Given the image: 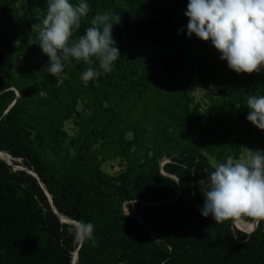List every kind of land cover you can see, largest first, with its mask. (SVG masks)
<instances>
[{
    "label": "trees",
    "instance_id": "obj_1",
    "mask_svg": "<svg viewBox=\"0 0 264 264\" xmlns=\"http://www.w3.org/2000/svg\"><path fill=\"white\" fill-rule=\"evenodd\" d=\"M23 2L19 12L16 0H0V151L22 159L38 175L60 216L92 223L95 245L77 240L74 224L57 219L35 179L6 165L13 160L0 158V264H71L79 243L74 264H264V221L249 233L251 218L217 224L203 217L204 197L191 169L198 158L196 166L206 176L213 171L200 149L217 164L228 154L236 159L240 146L264 150V131L246 119L247 104L236 105L238 88L247 98L264 95V70L237 74L210 41L189 37L188 0H84L90 11L73 40L97 13L121 17L112 29L121 56L111 70L84 81L83 72L99 70L98 61L70 58L57 83L24 58L13 72L11 62L20 53L43 54L31 26L42 23L48 2ZM19 37L22 47L10 46ZM195 76L208 100L202 114L189 107ZM211 76L225 89L216 97L208 94ZM142 89L157 92L153 103L133 102ZM71 117L78 128L69 141L73 156L68 171L56 174L30 143L56 152L64 139L62 122ZM129 132L132 140L124 137ZM98 141L106 157L125 162L115 178L92 158L91 144ZM184 144L190 152L173 158ZM146 146L153 147L150 156ZM161 154L171 157L161 167L165 175L156 162Z\"/></svg>",
    "mask_w": 264,
    "mask_h": 264
},
{
    "label": "clouds",
    "instance_id": "obj_2",
    "mask_svg": "<svg viewBox=\"0 0 264 264\" xmlns=\"http://www.w3.org/2000/svg\"><path fill=\"white\" fill-rule=\"evenodd\" d=\"M46 17L42 23L32 24L42 53L49 58L46 71L59 78L70 58L92 65L82 74L91 81L111 70L120 50L112 37L113 26L121 17L110 12L97 13L83 35L73 40L90 6L79 0H47ZM184 15L188 18L187 35L193 34L211 45L237 74H253L264 70V0H188ZM183 31V29H181ZM246 119L264 131V95L247 98ZM246 149V157H228L218 163L203 185L204 202L201 215L211 216L217 224L251 218L253 223L264 221V150ZM80 241L95 245V226L79 222L72 229Z\"/></svg>",
    "mask_w": 264,
    "mask_h": 264
},
{
    "label": "rangeland",
    "instance_id": "obj_3",
    "mask_svg": "<svg viewBox=\"0 0 264 264\" xmlns=\"http://www.w3.org/2000/svg\"><path fill=\"white\" fill-rule=\"evenodd\" d=\"M15 5H16V8L18 9L19 12H22L24 10L25 4H24L23 0H16ZM37 16H40V15H37ZM25 43L28 45L32 44L31 41H26V40H25ZM9 44H10V46H13L15 48L22 47V45L24 44V39L19 37L18 39L11 41ZM24 54L20 53L15 59L12 60L11 65H10L11 71L17 72L18 70H20L22 68L23 60L25 58L31 64L36 65L42 71L47 72L46 68L49 64V58L46 55L30 54L29 56H26ZM62 78H63V74H61L59 78H55V79L57 80V83H61V81L63 82ZM219 90L222 92L225 89H224V87H221L217 83L214 76H211V79L208 83V94L213 96V97H216L219 95ZM189 96H190L189 107L190 108H192V107L196 108L198 113L202 114L204 112V110L206 109V107L208 106V100L205 97L203 87H202L201 82L197 76L192 78V84H191V89L189 91ZM156 98H157V92L154 91L153 89H147V90L142 89L135 94V96L133 98V102L138 103L140 101H143L146 104H150V103H153ZM246 98H247V95L244 93L243 89L238 88L237 89V103H236V105H240L242 108V106L246 104L245 103ZM76 109L80 113L84 112V108L81 104H77ZM62 131L64 132V139L60 144L59 150H57L56 152L52 151L46 145L41 146L36 141H33L32 143H30V149L33 152H35L36 155L39 156L43 165L46 168L55 172L56 174H61V173H65L68 171L67 170V169H69L68 165H69L71 157L73 156V153H72L73 151L71 149L69 141L72 138H75L78 134V128L75 125L73 117L62 122ZM169 131H171V129H169ZM146 134H148L150 136L151 132H147ZM124 137L127 140H132L133 139V133H131V132L126 133L124 135ZM177 142H179V140H177ZM231 144L233 146V139L232 138H231ZM245 148L246 147H244V146L239 147L237 158L234 160H240V159H243L246 157L247 153H246ZM146 149H147V151L149 150L148 151L149 156L151 155L152 152H154L152 146H146ZM91 151L93 152L92 158L95 161H97L99 169L102 172H104L105 174H107L108 176L115 178L120 172H122L125 169V162L123 159L118 158V157H106V151H107L106 146H104V145L101 146L99 144V141L91 144ZM189 152H190V145H188V144L180 145L178 148V151L174 152L172 154V157L178 158L179 155H182V154L185 155V154H188ZM198 152L203 155V157L205 158V160L207 161L209 166H211L212 169L214 170L215 166L217 165V162L215 161L213 156L210 153L204 152L203 149H200ZM158 156L159 157H157L156 162H157V165L160 169H161L163 164L171 161V157H167L164 154H161ZM228 157H232V155L228 154L226 159ZM0 158H9V159L13 160V163L12 164L9 163V164H11L17 168H12L10 166L12 170L23 169V168L32 170V169L24 166L25 161H23L20 158L14 159L11 156H9V154H7L6 152H3V153L0 152ZM197 162H199V160H198V158H195L194 164H193L195 167L193 166L191 169L194 171V174H196L198 176L199 181L205 180L207 178L206 170L201 169L198 166H196ZM64 170H66V171H64ZM205 182H207V181L205 180ZM203 187H204L203 185L199 184V188L201 189V191H202ZM243 221H245V220H243ZM243 223H245L246 225L251 224L248 222H243ZM231 224H232V222H231ZM233 231L237 232L234 229H233ZM245 234H247V233H245Z\"/></svg>",
    "mask_w": 264,
    "mask_h": 264
},
{
    "label": "water",
    "instance_id": "obj_4",
    "mask_svg": "<svg viewBox=\"0 0 264 264\" xmlns=\"http://www.w3.org/2000/svg\"><path fill=\"white\" fill-rule=\"evenodd\" d=\"M17 96V95H16ZM4 163V162H3ZM6 164V163H5ZM6 165H9V164H6ZM10 166V165H9ZM13 168V167H12ZM16 170H20V169H16ZM22 171V170H21ZM160 171H161V169H160ZM25 173H27V172H25ZM161 173H162V171H161ZM27 174H29V173H27ZM36 174V173H35ZM163 175H165L164 173H162ZM30 176H32L34 179H35V181L37 182V184L40 186V188L42 189V191L45 193V195L47 196V199H48V202H49V205H50V208H51V210H52V212L54 213V207H53V205H52V203H51V196L47 193V191H46V189H45V187L43 186V184L41 183V181H40V179H39V177H38V175L36 174V176L37 177H35L33 174H29ZM174 179L176 180V178L174 177ZM125 204L126 203H123V207L124 208H126L125 207ZM125 211H126V209H125ZM127 212V211H126ZM58 219V218H57ZM59 220V219H58ZM71 220V219H70ZM60 222H68V223H72V224H74V225H76V224H78L77 222H75V221H73V220H71V221H62V220H59ZM231 222H233V221H231ZM256 223H254V227H253V229L249 232V233H251L253 230H254V228L256 227ZM248 233V234H249ZM80 241V240H79ZM79 245H80V243L78 244V246H77V248H76V250L72 253V257H71V264H74V262H75V260H76V254H77V250H78V248H79Z\"/></svg>",
    "mask_w": 264,
    "mask_h": 264
},
{
    "label": "bare ground",
    "instance_id": "obj_5",
    "mask_svg": "<svg viewBox=\"0 0 264 264\" xmlns=\"http://www.w3.org/2000/svg\"><path fill=\"white\" fill-rule=\"evenodd\" d=\"M0 152H2V151H0ZM3 153V152H2ZM10 156V155H9ZM15 159V158H14ZM5 161V160H4ZM7 164H9L7 161H5ZM9 165H11V164H9ZM13 168H17V167H15V166H13V165H11ZM22 170H24V171H26L27 173H29V174H33L35 177H37L36 176V174H35V172H33L32 170H29V169H22ZM55 212V214L57 215V217H58V219L59 220H62V221H71L69 218H67V217H62V216H60L56 211H54Z\"/></svg>",
    "mask_w": 264,
    "mask_h": 264
}]
</instances>
